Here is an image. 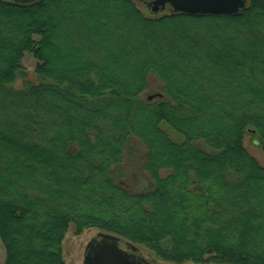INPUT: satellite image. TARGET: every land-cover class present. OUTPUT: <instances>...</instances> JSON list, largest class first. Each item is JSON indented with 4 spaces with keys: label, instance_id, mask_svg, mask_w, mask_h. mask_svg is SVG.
Returning a JSON list of instances; mask_svg holds the SVG:
<instances>
[{
    "label": "trees",
    "instance_id": "16d2710c",
    "mask_svg": "<svg viewBox=\"0 0 264 264\" xmlns=\"http://www.w3.org/2000/svg\"><path fill=\"white\" fill-rule=\"evenodd\" d=\"M139 2L0 0L5 264H66L72 224L172 264H264V165L245 145L264 151V0L235 15ZM132 143L141 192L117 180Z\"/></svg>",
    "mask_w": 264,
    "mask_h": 264
},
{
    "label": "rangeland",
    "instance_id": "374dc122",
    "mask_svg": "<svg viewBox=\"0 0 264 264\" xmlns=\"http://www.w3.org/2000/svg\"><path fill=\"white\" fill-rule=\"evenodd\" d=\"M9 1V0H6ZM138 6L142 9V11L148 15L151 16L152 14L148 10L147 6L143 2H139ZM170 7H167L166 10L161 11L159 15H164L169 13ZM24 66L26 67V70L28 71V74L31 78L33 77V73L37 64L36 59L30 54L27 53L25 55V58L23 60ZM151 82V91H148L143 95L144 99H148L150 96L153 95V93L158 92V88H160L161 84L155 81V78L150 79ZM22 80L18 79L16 83V87L20 88L22 87ZM169 135L176 141H182L183 138L176 134L174 131H172L168 126L164 125L163 127ZM256 138L252 135H247L245 139V145L248 148V150L251 152L255 158L264 165V151L258 145L256 142ZM132 148L135 150L134 153H130V150H127L125 152V162L123 164V167L125 169L124 175L117 177V180L122 183L125 187H127L129 190L133 192H141L143 190H146L148 188V179L144 171L142 170V160L144 158L145 149L142 145L132 143ZM101 233V231L97 229H88L85 230L82 234L76 235L74 233V225L72 224L70 227V230L66 236V239L63 244V254L66 261V264H83L84 263V257L86 252V247L88 243L98 236V234ZM103 233V232H102ZM105 233V232H104ZM125 240H120L119 246L127 250L129 252L131 251V248L128 247ZM137 247V256H141L144 259H146L151 264H172L168 262H164L159 260L157 257H155L151 252H149L145 247L140 245H135ZM6 261V250L5 246L0 240V264H5ZM186 264H194V263H186Z\"/></svg>",
    "mask_w": 264,
    "mask_h": 264
},
{
    "label": "water",
    "instance_id": "95a60500",
    "mask_svg": "<svg viewBox=\"0 0 264 264\" xmlns=\"http://www.w3.org/2000/svg\"><path fill=\"white\" fill-rule=\"evenodd\" d=\"M17 3H30L39 0H12ZM157 14L170 7L174 12L190 15L238 14L247 5L248 0H137ZM152 99V96L149 97ZM121 238L109 233H99L86 247L83 264H151L137 256V247L127 243L132 252L119 246Z\"/></svg>",
    "mask_w": 264,
    "mask_h": 264
},
{
    "label": "flooded vegetation",
    "instance_id": "af4514ba",
    "mask_svg": "<svg viewBox=\"0 0 264 264\" xmlns=\"http://www.w3.org/2000/svg\"><path fill=\"white\" fill-rule=\"evenodd\" d=\"M137 255V254H136Z\"/></svg>",
    "mask_w": 264,
    "mask_h": 264
}]
</instances>
